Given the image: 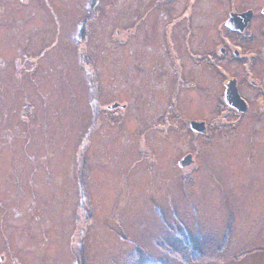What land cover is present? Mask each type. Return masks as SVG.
Listing matches in <instances>:
<instances>
[{
	"label": "rangeland",
	"instance_id": "374dc122",
	"mask_svg": "<svg viewBox=\"0 0 264 264\" xmlns=\"http://www.w3.org/2000/svg\"><path fill=\"white\" fill-rule=\"evenodd\" d=\"M167 1L0 0V264H264V113L219 52L229 6L200 0L189 38Z\"/></svg>",
	"mask_w": 264,
	"mask_h": 264
},
{
	"label": "flooded vegetation",
	"instance_id": "af4514ba",
	"mask_svg": "<svg viewBox=\"0 0 264 264\" xmlns=\"http://www.w3.org/2000/svg\"><path fill=\"white\" fill-rule=\"evenodd\" d=\"M157 1L158 0H155V2ZM170 1L173 2L174 0H168L167 2ZM199 1L200 0H184L183 10H185V12L183 11L182 15L179 16L181 18L183 17V19H186L188 22V24H186V30L189 31V38L191 36L189 10L190 8L193 9L195 4H199ZM223 3H226L229 7L223 21H221L218 25L221 35L222 37L226 38L228 45H221L219 47V52L222 55H226L228 53L227 46L231 47L229 44L232 43V46H234L233 52L240 56L239 58L241 61H244L246 72L250 75L248 81L254 86L253 88L258 90V94H255L253 97L260 101L259 111L257 113L259 116H261L264 113V0H226ZM135 5L137 6V3H135ZM198 14L200 15V13ZM230 14H243L242 17L245 18V20L244 22H235L231 24L232 26L226 25V21ZM189 38H186L188 50L191 49L189 47ZM171 44H173L172 41ZM141 52L142 50L138 49V53ZM241 52L243 55L245 52V58L243 55H240ZM171 55L174 57L172 52ZM174 55H178V58L180 57V63H175V67L178 69V67L182 66V62L184 60L183 54L178 52ZM194 57L196 60L198 59L197 56ZM234 78L238 93L246 103L245 111L239 113L237 109L224 102V90L227 81H224L223 83L224 87L222 89L221 96L224 106L232 109L233 112L235 111L236 116H240L250 111L253 102H251V100L243 94L242 90L240 89V82L237 77Z\"/></svg>",
	"mask_w": 264,
	"mask_h": 264
},
{
	"label": "water",
	"instance_id": "95a60500",
	"mask_svg": "<svg viewBox=\"0 0 264 264\" xmlns=\"http://www.w3.org/2000/svg\"><path fill=\"white\" fill-rule=\"evenodd\" d=\"M243 14H230L229 18L226 21V25H231L235 22H244L245 18L242 17ZM232 26V25H231ZM236 26V25H234ZM224 102L228 104L229 106L234 107L238 111H245L246 109V103L244 99L240 96L238 93L235 79H230L226 82L225 90H224ZM118 105V103H113L109 106V108H114ZM190 128L199 132H205V122L203 120L201 121H195L191 120L189 122ZM192 161L191 154L185 155L178 164L180 166H185L189 164Z\"/></svg>",
	"mask_w": 264,
	"mask_h": 264
},
{
	"label": "bare ground",
	"instance_id": "6f19581e",
	"mask_svg": "<svg viewBox=\"0 0 264 264\" xmlns=\"http://www.w3.org/2000/svg\"><path fill=\"white\" fill-rule=\"evenodd\" d=\"M195 121H198V120H195ZM205 122V121H204ZM205 128H206V124H205Z\"/></svg>",
	"mask_w": 264,
	"mask_h": 264
}]
</instances>
